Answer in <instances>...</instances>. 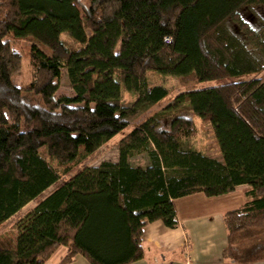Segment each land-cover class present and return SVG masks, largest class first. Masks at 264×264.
Wrapping results in <instances>:
<instances>
[{
  "label": "trees",
  "instance_id": "trees-1",
  "mask_svg": "<svg viewBox=\"0 0 264 264\" xmlns=\"http://www.w3.org/2000/svg\"><path fill=\"white\" fill-rule=\"evenodd\" d=\"M264 0H0V227L56 185L70 165L116 135L118 161H104L55 188L29 214L0 264H133L143 229L178 226L173 201L247 186L223 214L235 264L264 262V65L228 28L238 24L264 57V39L242 10ZM67 34L78 45L61 40ZM29 41L30 81L16 44ZM65 71L74 97H57ZM148 72L199 85L144 116L168 90ZM207 83H214L206 86ZM121 87L136 96L121 104ZM189 111L210 125L219 159L196 150ZM145 154L146 165L130 162Z\"/></svg>",
  "mask_w": 264,
  "mask_h": 264
},
{
  "label": "rangeland",
  "instance_id": "rangeland-1",
  "mask_svg": "<svg viewBox=\"0 0 264 264\" xmlns=\"http://www.w3.org/2000/svg\"><path fill=\"white\" fill-rule=\"evenodd\" d=\"M240 16L244 23L249 25V27L252 30L259 33L264 39V9L263 8H251L246 10L244 9L240 12ZM228 28L232 31V33H234V35H236L238 38H240L244 43L248 45L251 52L254 54V57H256L257 60L262 65H264V57L257 50H255L253 47L250 46L246 35L239 29L238 24L229 21ZM61 40L65 42V44L70 48L78 47V45H76L74 42H72L69 39L67 34H62ZM30 45L31 44L29 41H21L15 45L22 59L21 71L19 75L14 79L16 85L26 86L30 81V67H29V59H28V51ZM146 76H147L148 87L157 86V85L163 86L168 90V95L162 102H160L159 104L151 108L147 113H145L143 117L159 112L168 102H170L178 94L190 90H195L199 87V85H196L195 83H192L190 81L186 83L185 81L179 80L178 78H174L170 76H162L156 72H148ZM58 84L59 87L57 91V97H61V96L69 97V98L74 97V93L71 87L69 86L65 71L61 72V77ZM212 85H214V83L206 84V86H212ZM120 100L122 106L130 107L134 104L136 100V96L132 93L127 92L124 89V87H121ZM185 114L192 118L193 124L195 126V135L191 139V143L193 147L207 156L219 159L218 149L210 125L206 122L201 121L198 117L192 115L189 111H187ZM121 136H122L121 134L116 135L108 143L102 145L91 156L85 158L84 160H80L77 163H74V165H70L68 170L66 169L64 175L58 181V183L52 186L51 188H49L46 192H44L41 195V197L38 199V201L43 200L59 185H63L65 181L72 179L78 173L88 168L98 167L100 163L104 161L117 162L118 161L117 143L118 140L121 138ZM130 162L132 165L135 166H141V167L145 166L146 165L145 154L143 153L134 154L130 158ZM237 190H239L238 191L239 193H237L238 195L240 194L241 192L240 190L242 189H237ZM237 195L236 194L232 195V197L235 198L237 197ZM232 197H223V199H219V200L218 198H211L208 199L210 201L204 203H202V201H200L197 197H195L194 199H189V201H187L184 210H180L183 212L186 211L187 213V210L192 209L193 211H195V213H197L198 211L197 216L205 215L199 220L200 226L197 233L195 234L196 236L194 238V248L190 249V245H188L187 242L184 243V245L182 246L181 256L183 257V261H182L183 263L180 262L181 264H186L185 263L186 255H188L190 258L189 264H193L192 258L194 257V254L196 253L201 254V252H203L202 250L207 249L210 243H216L217 240H219V236L217 234L216 228L218 223H222L221 213H225V211L232 209V208H227V206H225V203L227 202L226 200L229 199L230 205L233 207L234 205H238V203L231 202ZM38 201L35 200L28 203L25 207L21 209L20 212H18L14 217L6 221L0 227V244H4V243L6 244L7 242H10L16 245L18 240L22 239L24 235L23 226L30 225V221H28V218L30 217L29 214L33 212L36 205L38 204ZM206 212L209 214L207 215L209 217L206 216ZM216 214H219V217ZM255 241L256 242L264 241V236L259 237ZM64 250L66 249L60 248L58 251H56L53 254V259H56L58 257L61 258V256L64 255L63 253ZM208 257H212V254H208ZM201 261L203 262L204 259L201 258Z\"/></svg>",
  "mask_w": 264,
  "mask_h": 264
},
{
  "label": "crops",
  "instance_id": "crops-1",
  "mask_svg": "<svg viewBox=\"0 0 264 264\" xmlns=\"http://www.w3.org/2000/svg\"><path fill=\"white\" fill-rule=\"evenodd\" d=\"M237 189H242L240 190L241 192L238 195L237 193H239L238 192L239 190ZM247 189H248L247 186H239L235 189L234 192L230 194L219 197H213V198H218L219 200V199H223V197H232V195L236 194L237 197L235 198L232 197L231 202L238 203V205H234V207L231 206L229 199L226 200L227 202L225 203V206H227V208H232L231 210H233L239 208L245 203L244 192ZM195 197H197L200 201H202V203L208 202L210 201L208 199H211L205 197L202 194H194L173 201L176 217L178 220L177 228L167 229L160 222H155L143 229L142 246L144 249V259L133 264H181L180 262L183 261V257L181 256L182 246L184 245V243L187 242L188 245H190V249L194 248V238L196 236L195 234L197 233L200 226L199 220L200 218L205 216V215L197 216L198 211L197 213H195V211H193L192 209L187 210V213L186 211L185 212L180 211L185 209V205L187 201H189V199H194ZM219 214L216 215L219 217ZM221 214L223 217L224 213ZM207 215L209 214L206 212V216ZM216 231L219 236V240L216 239L217 240L216 243H210L207 249L202 250L203 252H201V254L195 252L196 254H194V257L192 258L193 264H235L222 257V251L227 246V232L224 227L223 218H222V223H218ZM208 254H212V257H208ZM201 258L204 259L203 262L201 261ZM59 261H60L59 257L53 259V255H52V257L45 264H60ZM71 264H88V263L82 257L77 256ZM255 264H264V262H259Z\"/></svg>",
  "mask_w": 264,
  "mask_h": 264
},
{
  "label": "built area",
  "instance_id": "built-area-1",
  "mask_svg": "<svg viewBox=\"0 0 264 264\" xmlns=\"http://www.w3.org/2000/svg\"><path fill=\"white\" fill-rule=\"evenodd\" d=\"M187 254H188V253H187ZM189 259H190L189 256L186 255V258H185V263H186V264H189Z\"/></svg>",
  "mask_w": 264,
  "mask_h": 264
}]
</instances>
